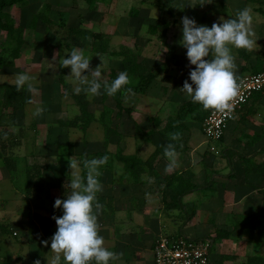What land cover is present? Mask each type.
Wrapping results in <instances>:
<instances>
[{
	"label": "rangeland",
	"instance_id": "1",
	"mask_svg": "<svg viewBox=\"0 0 264 264\" xmlns=\"http://www.w3.org/2000/svg\"><path fill=\"white\" fill-rule=\"evenodd\" d=\"M26 1L30 10L27 16L23 15L20 18L19 5H12L15 7L10 9L15 17L21 19L22 25L26 26L24 35L26 42L22 47L20 56L14 60V65H9V67L15 66V68L8 69L9 71L13 70L10 72H14L12 73L14 75L20 72H28L34 76L36 78L33 82L35 91L27 90V106L23 105L25 113L20 109L19 113L22 118L18 117L17 124L11 126L16 132L9 127H0V137L4 135L3 131L7 129L11 134L10 136L5 134L4 139L0 138V149L1 145L4 144L6 155L18 163L17 170L11 171L7 168L4 155L0 157V214L5 216L6 213L8 216H14L17 212L18 214L26 212L28 215L30 206L27 185L28 167L33 166L31 164L34 163L42 165L46 162L44 155L36 152L35 147L38 146V142L39 144H41L40 141L44 143L43 150L50 153L51 160L58 156L60 158L66 156L70 141L76 144L77 149L83 147L103 149V129L98 125L100 122L96 125L94 123L86 130L76 126H63L60 122L79 114L78 105L71 98V95L66 93V90L74 91V85L70 82L71 77L67 76L71 72V67L62 69L60 65V60L66 51L70 52L73 48H77L85 56L90 57L91 67L94 69L100 66L103 70V81L110 79L111 71H122V58L114 52L126 49L130 50L132 54H138L139 60L146 64L147 69L155 70L157 77L143 92L126 91L125 102L128 101L129 105L138 102L141 104L139 109L145 115L156 114L155 119L164 123H162L163 128H160L164 131L167 128L169 118H176L180 106L190 99L180 89L185 79L189 78V72L192 68L186 56L187 50L180 43L182 17L187 15L195 18L198 23L211 26L214 19H217L216 22H220V14L230 13L227 16L235 18L237 12L242 10L244 6H257L250 0H211V2L209 0ZM45 6H50L47 11L51 19L50 24L43 28L40 25L34 29L30 28V14L41 9L45 10ZM227 16L224 18H228ZM253 16L257 19L263 18L255 12H253ZM17 23L21 24L19 21ZM156 24L159 26L153 30V26ZM5 34V32L0 33V68L8 66L5 62H9V58L11 60L12 52L3 50L1 46L7 38ZM176 54L180 59H177V65H174L173 56ZM100 56L104 58V64H102L103 61ZM182 59L183 64H181ZM169 62L171 64H168ZM14 79L15 76L12 77L7 74L4 75V78H0V81L8 82L14 81ZM3 95L4 90L0 84V112H8L9 110L4 108L2 103ZM164 97L165 99H163ZM158 98L161 101L164 100V106L161 108L155 103ZM90 101L91 110L98 112L103 106L102 93L91 98ZM149 101H154V103L151 104ZM107 104L115 108L113 100H108ZM248 104L249 109L254 107L250 102ZM38 105L43 106L45 110L42 115L37 117L33 115V112ZM199 108L182 115L184 125L179 129L182 137L174 141L175 147L181 146L183 152H188L193 147L190 143H185L186 134L192 131L196 134L202 133L200 130L202 129L201 119L204 108ZM159 111L161 115H158L157 112ZM255 113L258 116L253 115L257 118L254 121L261 130L263 127V130L262 134H256L255 139H249V143L258 142L257 146L249 145L248 149L251 151L248 152L243 147L245 140H243V144H237L238 142L233 140L234 145H231L236 150H244L247 158L264 145V138H261L264 135V107H260L259 111L258 106L255 105ZM145 115L136 119L135 124H132L127 118L126 122H123L124 125L122 124V131L131 137L134 132L145 133L148 131L145 128H155L154 121L147 119ZM112 123L113 126H117L116 124L119 122L116 121L115 124V120H112ZM60 127L65 129L60 131ZM246 130V132H252L249 129ZM48 133L50 138L47 137ZM197 136V143L202 144L197 149L198 161L215 162L217 165L216 172L220 173L225 170L228 166L227 159L224 163L220 162L222 158H226L225 149H229L224 144L225 138L217 143L219 150L217 153L211 150L207 144H203V137ZM115 139L118 140V137ZM115 141L112 143V147H115ZM123 144L126 145L125 141ZM31 150L34 151L30 152ZM235 156V167L234 164L233 167L236 169L239 168V164L242 165V167L240 165V170H244V173L243 171L238 172L242 176L237 177L240 182L244 181L246 192L242 196L237 195L238 197L229 200V206L226 207L225 205L226 212L231 211V213L225 214L228 216H224L223 224L228 219L224 228L230 231V234L227 237L222 236V243H214L213 264H242L250 257H254L253 259L258 264H264V154L255 155L252 159L240 156L241 161L237 155ZM45 172L48 177L51 175V168ZM251 175L252 177H250ZM228 177L230 178L231 175ZM209 179L204 192L213 185V181L211 178ZM54 193V196L58 195L57 188L54 189ZM23 198L25 203L22 201ZM37 203L39 210H42L40 205L43 209L45 208L43 202L38 201ZM254 210H259V214L245 222V218ZM21 225L25 226L26 223L23 222ZM21 233L22 231L19 232L18 236L22 235ZM185 235L191 237V230H185ZM192 237L207 238V236ZM27 250L25 247L22 253H27Z\"/></svg>",
	"mask_w": 264,
	"mask_h": 264
},
{
	"label": "crops",
	"instance_id": "2",
	"mask_svg": "<svg viewBox=\"0 0 264 264\" xmlns=\"http://www.w3.org/2000/svg\"><path fill=\"white\" fill-rule=\"evenodd\" d=\"M12 7L15 6L6 7L5 11L11 13L16 19V22H21L20 18L23 17V9L21 6H18L20 13V18L18 19L10 10ZM246 7L251 8L252 13L255 12L258 16L261 15L263 18L261 19L259 17V19H253L252 31L254 33L253 38L256 40L253 50L249 51L243 48H233V54L235 55L237 66L235 69L237 80H239L244 74L258 72L264 68V14L261 10L257 9L258 6H244L243 9ZM228 14L230 13H223L219 16L226 17ZM216 21L217 19L212 20L213 23ZM2 32L4 33L5 31L0 30V33ZM5 36L7 37V33ZM177 59H180L178 54L173 56L174 65H177ZM183 62L182 59L181 64H183ZM168 64H171V62ZM192 67L195 66L192 65ZM8 68L13 69L15 66H5L0 68V78H4V75L7 74L12 77L16 76L12 74L14 72H10L13 70L9 71ZM7 83H13V80L8 82L3 80L0 81V84ZM26 96L27 88L25 87L24 106H27ZM110 99L113 100L112 98ZM163 99H165V97ZM107 101H102L103 106L98 112H94L90 107L89 108L98 117L102 114L105 105H108ZM154 101H149V103L153 104ZM249 102L254 105L251 109H249ZM249 102L247 103L248 105L244 106L237 112L235 119L231 121L226 130L224 144L229 148L230 157L226 156V158L220 160V162L222 161L221 163H224L227 159L228 164V169L226 168L220 173L215 171L217 169L215 162L198 161L197 149H199L202 144L197 143V135L204 138L203 144L205 143L208 145L207 138L203 134L202 129L200 130L202 133L199 134H196L193 131L186 134L185 143H190L193 146L188 152H183L181 146L179 148L175 147L178 153V165L172 169L167 168L168 160L164 155V148L169 143H172L174 146H176V144L171 136L164 132L165 130H160V128H163V122V124L160 123L158 128H145L146 131L152 130L150 133L134 132L131 137L127 136L129 134H125V132L122 131L123 122H126V119L128 118L132 124H135L136 119H140L142 115H145V113L139 109L141 104L138 102L129 105L128 101H126L125 104L132 109L130 112L124 111L120 118L118 117L119 110L116 107V102L114 106L116 109L109 105L111 108L112 120H115V124L116 121L120 124L118 123L116 124L117 126H113L112 123V126L118 130L119 134H115L110 138V144L108 147L104 145L105 128L102 123H99L98 125L103 129V149L91 147L77 149L76 144L74 143V154H70L68 151L67 155L63 156V158L58 156L55 157L54 160H51L50 153L43 150L44 143L40 141L41 144H39L38 142V146L35 147L37 150L36 152L40 155H44L46 159V162L43 164L42 174L46 181V185L40 196L28 197L30 201L28 215L26 212H22L21 214H18L17 212L14 216H8L6 212H2L6 213V216L0 214V224H7L10 227L8 233H2L0 231L1 264H36V261H40V264H47V257L51 258L54 255L51 251V237L57 231L58 225L53 219V215H62L63 210L62 208L56 209L53 205L57 198L66 199L67 194H70L71 192L69 183L70 169L68 167L69 162L67 159L69 156H74L78 159H90L94 156H97L98 158L107 157V162L102 168L103 175L100 177L103 183V191L98 193V200L102 207L96 211L100 235L104 237L105 246L119 254V258L114 264H154L153 247L156 241L165 234L185 235V230L187 229L191 230V236H207V238L209 237L212 239L213 243H220L222 237H219L218 231L226 229L224 226L227 224L228 219H226L225 224H223V218L231 213V211L226 212L225 205L226 207L229 206V200H233L237 195L242 196L246 192L244 181L242 180V182H240L238 179V177L242 176L238 172L243 171L244 173V170H240L241 164H239V168L234 169V161L236 160L235 155L240 159V154L245 155V153L244 150H236L232 148L231 145H234L233 140L237 141V144H243L242 142L245 140L243 147L250 152L251 150L248 149L249 145L255 147L258 142L254 141L249 143V139H255L257 137L256 134H262L263 130V127L261 130L260 126L255 123L254 120L257 118L253 115L255 114V116H258L256 115L257 113H255V105L258 106L259 111L260 107H264V94L252 98ZM155 103L157 106L160 105V108L164 106V100L161 101L160 98H158ZM23 108L22 112L25 113ZM157 113L158 115H161L160 111ZM155 115L156 114L152 113L145 116L147 119L153 120V118L156 117ZM18 117L22 118L20 113H18ZM98 122L100 121H94L89 127L94 125V123L96 125ZM9 128L13 130L11 127ZM64 129L65 128L60 127V131H63ZM246 129H249L253 133L246 132ZM47 137L50 138L49 133L47 134ZM115 137H118L119 142ZM262 137L264 138V135L261 136V138ZM114 141L116 142V145L115 147H112ZM123 141H125L126 145L123 144ZM263 147L264 145L254 154H264V152L259 153ZM156 149H159L162 152L161 157H159L155 165L158 174L155 176L148 170H145L141 172L140 180L136 179L137 177L135 173L131 172L132 169L127 167L122 159L119 158V151L122 150L125 155L132 154L146 160ZM33 151L34 150H31L30 152ZM231 154L235 155L232 156ZM48 168H51V175L47 177L45 170ZM81 174L86 176V169H83V167ZM176 175L188 179L187 181H189V183L192 182L198 187L184 195L181 198V204L177 202L176 194L178 191L176 187L171 186V181L167 180L169 179V176L173 177ZM230 175L231 177L229 178L228 176ZM157 177L164 179V181L158 182L156 179ZM250 177H252V175ZM174 178L175 177L172 179ZM209 178L213 181V185L210 189L204 192L207 188L204 186L210 180ZM56 188L58 195L54 196V189ZM201 191L203 192L201 193ZM34 199L35 201H33ZM22 201L25 203L24 198ZM38 201L44 203V209L42 208V205H40L42 210L37 208ZM256 211L259 210L251 212ZM34 212H39L52 219V235L46 237V240L49 241L47 245L43 242L28 241V219L30 213ZM226 213L228 215H225ZM23 222L26 223L25 226L21 225ZM21 231L22 235L18 236ZM25 247L28 249L26 251L27 253H22ZM212 254L214 253L212 252ZM213 256L214 255H212V260ZM93 264H95L94 261Z\"/></svg>",
	"mask_w": 264,
	"mask_h": 264
},
{
	"label": "clouds",
	"instance_id": "3",
	"mask_svg": "<svg viewBox=\"0 0 264 264\" xmlns=\"http://www.w3.org/2000/svg\"><path fill=\"white\" fill-rule=\"evenodd\" d=\"M253 19L252 10L248 7L238 11L235 18L221 17L220 22L211 26L198 23L187 15L182 17L180 43L187 50L189 64L195 67L191 68L189 78L185 79L180 89L193 103L201 104L205 110L212 109L225 115L231 113L232 101L239 90L233 48L253 50L256 43L252 31ZM101 59L104 64V58ZM90 61L91 58L77 48L66 51L60 60L62 68L71 67L67 76L71 77L76 94L83 91L91 99L101 94L103 86L107 95L114 96L130 83L126 71L120 72L110 84L103 81V70L100 66L93 69ZM35 79L28 72H20L13 83L18 91L26 87L32 92L35 91ZM44 110L38 105L33 115L38 117ZM170 135L172 140L179 138L176 134ZM164 155L168 160V169L178 165V153L172 143L165 146ZM67 159L71 192L66 199L57 198L54 202L53 207L62 208L63 214L53 215L58 228L51 237L54 255L47 257V264H93V261L95 264H114L119 254L105 246L96 211L102 207L98 193L103 191L100 177L107 157L78 159L69 156ZM82 167L86 169V176L81 174ZM43 243L47 245L49 241Z\"/></svg>",
	"mask_w": 264,
	"mask_h": 264
},
{
	"label": "trees",
	"instance_id": "4",
	"mask_svg": "<svg viewBox=\"0 0 264 264\" xmlns=\"http://www.w3.org/2000/svg\"><path fill=\"white\" fill-rule=\"evenodd\" d=\"M250 1L256 3V5L258 6L257 9L261 10L264 14V0H250ZM12 5L21 6V8L23 9V15L25 16H27V14L30 12L28 8V2L26 0H0V30H3L7 33V38L5 41L2 42L1 46L3 50L12 52L11 60L9 58V62L8 61L5 62L8 66L14 65V60L20 56L22 47L26 42L24 36L26 26L22 25V21L20 22L21 24H18L16 22V19L11 15V13L5 11L6 7ZM44 8L45 10L41 9L30 14L31 15L30 18L31 21L29 23L30 28L32 29L37 28L38 25L42 26L43 28L44 26L46 27L48 24H50L51 19L47 14L48 13L47 11L48 9H50V6H45ZM158 26H159L158 24L153 26V30H155ZM114 53L122 58V66H123L122 71L127 72L130 79V83L126 85L124 88H122L120 91H118L114 96L107 95V93L103 89V86L101 88V93H102L103 102H106L110 98H112L116 102V107L119 110L118 117L120 118L124 111L130 112L132 109L130 106H127L125 104L126 91H128L129 88L133 92L145 91L146 88L149 85H151L153 81H155L157 77V73L150 68L147 69L146 64L139 60V55L132 54L130 50L123 49L120 52H114ZM122 71L120 70L111 71L110 79L107 82L110 84L111 81L114 80L117 77V75ZM1 86L4 90L2 103L4 108H6L9 111L0 112V127L8 128L17 124L19 110L23 108L25 102V88L18 91L14 83L1 84ZM66 93L68 95H71V98L78 105L79 114L75 115L71 119L61 120L60 121L61 124L63 126H68V127L69 126L81 127L83 130H86L94 121H100V123H102L105 128L104 145L108 147L110 144V138L115 134H119L118 130L112 126L110 106L105 105L102 114L97 117L95 113L90 110L89 106L91 101L83 91L80 94H76L74 91L66 90ZM263 94L264 91L257 92L254 94L252 98L259 97ZM247 103L244 106H246ZM199 107H203V106L199 103H193L191 99L184 102L180 106L176 114V118H169L165 132L168 135L176 134L179 138H181L182 134L180 133L179 129L184 125V122L182 120L183 118L182 115L184 113H189L194 110L200 109ZM210 110L211 109L208 110L204 109V114L201 119L202 122ZM153 121L156 124V127L160 125L159 120L153 118ZM151 131L152 130H149L145 133H150ZM3 132L4 135L0 137L2 139H4L3 137H5V134L8 136L11 135L8 129L4 130ZM5 148L6 147L4 146V144H2L0 149V157L4 155V160L7 165V168L11 171H16L18 168V163L15 160H13L9 155H6ZM74 148H75L74 142L70 141L69 142L70 154H74ZM262 152H264V147L261 149L259 153ZM224 154L230 157L229 149H225ZM161 155L162 152L159 149H156L148 159L144 160L132 154L125 155L123 154L122 150L119 151V158L122 159V161L125 163L127 167L132 169L131 172L135 173L137 180H140L141 172L145 170H148L151 174H154L155 176L158 174L155 165L159 157H161ZM255 155H257V153L250 156L249 158L252 159L253 156ZM240 156L249 159L244 154H240ZM31 165L33 166H29L27 170V185L29 190L28 194L29 196H40L46 185V181L42 175L44 165L43 164L41 165L40 163L39 164L34 163ZM173 177L175 178L172 179ZM173 177L169 176V179L167 180L171 181L170 182L171 186L176 187L178 191V193L176 194L177 202L181 204L182 203L181 198L190 191L197 189L198 187L192 182L189 183V181H187L188 179H185L181 176L176 175ZM156 179L158 180V182L164 181V179H161L159 177H157ZM259 212L260 211L251 212L245 218V222L250 221L252 218L257 216ZM51 222L52 219L46 215H43L39 212L30 213L28 219V231H27L28 241L44 242L46 240V237H50L52 235ZM9 228L10 227L7 224H0V231L2 233H8L10 230ZM218 233H219V237L222 236L227 237L229 236L230 231H228L227 229H222L219 230ZM213 246L214 243H212L211 245V252L213 251ZM256 257L258 258L259 256ZM253 258L254 257H250L247 261H243L242 264H258V262H256ZM212 264H213V260H212Z\"/></svg>",
	"mask_w": 264,
	"mask_h": 264
},
{
	"label": "built area",
	"instance_id": "5",
	"mask_svg": "<svg viewBox=\"0 0 264 264\" xmlns=\"http://www.w3.org/2000/svg\"><path fill=\"white\" fill-rule=\"evenodd\" d=\"M237 83L239 90L232 101L231 113L225 115L211 109L202 123V131L208 145L217 153L219 152L217 143L224 138L237 112L252 99L255 93L264 91V68L258 72L244 74ZM212 243L209 238L162 235L153 247L154 264H212Z\"/></svg>",
	"mask_w": 264,
	"mask_h": 264
}]
</instances>
